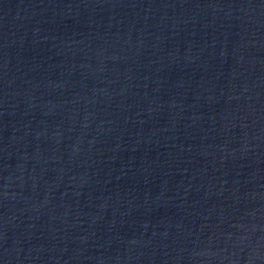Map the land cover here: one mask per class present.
I'll list each match as a JSON object with an SVG mask.
<instances>
[{
    "label": "water",
    "instance_id": "obj_1",
    "mask_svg": "<svg viewBox=\"0 0 264 264\" xmlns=\"http://www.w3.org/2000/svg\"><path fill=\"white\" fill-rule=\"evenodd\" d=\"M0 264H264V0H0Z\"/></svg>",
    "mask_w": 264,
    "mask_h": 264
}]
</instances>
